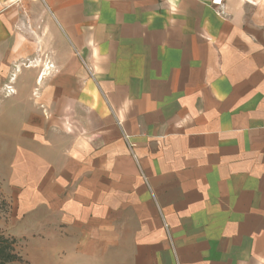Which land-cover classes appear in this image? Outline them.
I'll return each mask as SVG.
<instances>
[{
  "label": "crops",
  "instance_id": "0c3cea01",
  "mask_svg": "<svg viewBox=\"0 0 264 264\" xmlns=\"http://www.w3.org/2000/svg\"><path fill=\"white\" fill-rule=\"evenodd\" d=\"M3 79L37 264H264V0H0Z\"/></svg>",
  "mask_w": 264,
  "mask_h": 264
},
{
  "label": "rangeland",
  "instance_id": "374dc122",
  "mask_svg": "<svg viewBox=\"0 0 264 264\" xmlns=\"http://www.w3.org/2000/svg\"><path fill=\"white\" fill-rule=\"evenodd\" d=\"M32 2V1H30ZM31 12L25 13L23 15V22L26 25L27 31H25V36L27 39V43L31 46H34L31 50L29 58H26L24 62H13L8 64V72H17L20 69L33 70L34 68H38V63L29 62V59H37L39 55L38 44L40 34L42 35L44 28L43 25H46L48 21L42 20L43 13L38 9V5L31 4ZM48 20V19H47ZM43 23V25H42ZM42 25V26H41ZM48 66V74L52 69V64L47 63ZM38 80V79H37ZM5 80H0V87H4ZM11 154H7L6 145H0V244L1 245H10L11 255L14 257L10 260L4 259L0 262V264H37L38 255H30L27 250L29 239L26 238H18L15 239L10 235V231L8 229L11 227L10 225V214L12 212V206L8 203L5 197V188H6V180L9 172ZM6 242V243H5ZM37 250V249H35Z\"/></svg>",
  "mask_w": 264,
  "mask_h": 264
},
{
  "label": "trees",
  "instance_id": "16d2710c",
  "mask_svg": "<svg viewBox=\"0 0 264 264\" xmlns=\"http://www.w3.org/2000/svg\"><path fill=\"white\" fill-rule=\"evenodd\" d=\"M11 254L12 253H11V248L9 244L4 245V246L0 244V262L3 261L4 259L10 260L14 258Z\"/></svg>",
  "mask_w": 264,
  "mask_h": 264
},
{
  "label": "built area",
  "instance_id": "2783aa9c",
  "mask_svg": "<svg viewBox=\"0 0 264 264\" xmlns=\"http://www.w3.org/2000/svg\"><path fill=\"white\" fill-rule=\"evenodd\" d=\"M219 2H220V1H219ZM7 91H11L10 88H8Z\"/></svg>",
  "mask_w": 264,
  "mask_h": 264
}]
</instances>
